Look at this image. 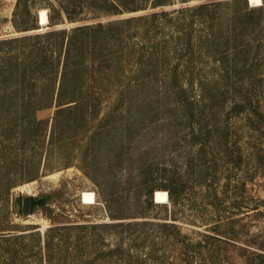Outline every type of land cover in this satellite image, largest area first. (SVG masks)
I'll use <instances>...</instances> for the list:
<instances>
[{
	"label": "trees",
	"instance_id": "1",
	"mask_svg": "<svg viewBox=\"0 0 264 264\" xmlns=\"http://www.w3.org/2000/svg\"><path fill=\"white\" fill-rule=\"evenodd\" d=\"M172 1H15L10 21L16 34L0 38V166L6 169L0 172V195L45 172L72 165L74 157L68 153L64 159L59 155L62 150L94 148L92 139L103 138L107 128L104 122L111 116H100L99 110L111 101L105 95L112 93L116 98L115 112L122 107L130 116L131 110L141 107L157 113L163 108L169 110L175 121L180 120L179 126L184 124L189 129L187 135L191 136L192 143L200 147L189 157L185 172L163 166L145 173L154 177L144 182L147 206L153 205L152 193L161 190L176 207L186 199V190L196 185L208 191L202 197L208 196L210 206L215 209L221 205L216 192L221 180L229 187L245 189L246 179L241 176L243 147L235 134V124L229 121L237 110L233 109L222 120L223 124H219L220 105L215 100L220 93L218 80L201 77L198 60L204 45L211 48L209 57L219 52L216 30L223 4L242 6L230 17L231 21L240 19V35L258 24L264 14V4L251 7L247 0H207L173 11L164 10ZM254 1L251 0L252 5ZM40 9L47 11L45 27L38 24ZM124 13L138 15L70 29L56 28L65 22L97 20ZM244 45L240 43L238 49ZM54 98L57 109L49 128V119H41L37 113L52 107ZM130 116L124 115L127 120ZM119 117L123 118V114L119 113ZM94 121L99 127L90 131ZM123 156L129 161L132 152L128 150ZM19 164L26 169L11 171L13 165ZM85 164L84 172L95 180L88 169L93 164ZM229 164L232 166L228 167ZM151 181L156 185L147 187ZM108 199L114 202V193L110 192ZM236 202L239 211L244 202L241 199ZM253 206V210L259 209V205ZM109 215L111 220L120 222L101 227L115 229L112 233L119 234V242L106 252H98L94 259L148 264L147 255L138 254L147 238L144 230H138L141 223L125 222L127 217L120 212ZM161 226L168 227L166 223ZM90 227L95 232L99 226ZM61 228L53 227L46 235L43 258L47 264L60 255V243H54V236H60ZM0 232V264H28L21 254L30 247L26 245L22 250L24 245H15L22 236ZM36 237L34 242L39 241ZM38 260L42 264L41 256Z\"/></svg>",
	"mask_w": 264,
	"mask_h": 264
},
{
	"label": "rangeland",
	"instance_id": "2",
	"mask_svg": "<svg viewBox=\"0 0 264 264\" xmlns=\"http://www.w3.org/2000/svg\"><path fill=\"white\" fill-rule=\"evenodd\" d=\"M15 1L0 0V38L16 34L10 21ZM206 1L182 3L173 0L164 10L173 11ZM254 4L252 7H258L264 1L255 0ZM241 8L240 5L227 4L219 8L216 30L219 52L215 57H209L211 48L204 45L198 60V72L201 77L218 80L220 93L215 100L220 105L219 124H223L233 109L237 110L229 121L235 124L234 133L243 147L241 176L246 179L245 189L229 187L221 180L216 191L221 205L215 209L210 206L208 196L202 197L208 191L196 185L186 190V199L176 207L169 203L167 193L161 190L152 193L153 205L147 206L144 182L154 180V177L145 173L163 166L185 172L189 157L200 147L192 143L191 136L187 135L189 129L184 124L179 126L180 120L175 121L169 110L163 108L157 113L141 107L131 110L130 116L125 107L115 112V93L106 94L105 99L110 96L111 101H107L99 113L100 116H111L104 122L107 128L103 138L92 139L94 145L91 147L94 148L87 150L86 146H81L73 151L62 150L59 155L64 159L68 153L74 157L72 165L45 172L37 179L17 184L0 195V231L22 236L15 245H24L22 250L26 245L30 247L21 254L28 264H40V256L41 263L47 264L43 258L44 243L53 227L62 228L58 231L60 236H54V243H60V255L54 256L51 264H120L114 259H94L98 252H106L119 242V234L112 233L115 229L101 227L120 222L110 219L111 212L123 214L127 217L125 222L141 223L138 230H144L147 238L138 254L147 255L148 264H264V213H257L264 212V206H261L264 205L261 202L264 200V14L258 24L240 35V19L237 17L231 21L230 17L235 9ZM138 14L65 22L56 28L70 29ZM46 25L41 24L42 27ZM240 43L245 44L242 49H238ZM56 109L54 98L52 107L38 111L37 116L49 119L50 128ZM124 115L130 118L127 120ZM97 123L93 122L90 131H96ZM128 150L132 157L125 161L123 155ZM88 162L93 164L88 169L95 180L83 170ZM16 165L11 171L26 169L25 165ZM3 169L0 166V172L6 170ZM154 183L151 181L147 187L156 185ZM110 192L116 197L114 202H109ZM24 197L45 200L25 214ZM239 199L244 204L237 211L234 203ZM255 204L259 209H252ZM163 223L168 227L161 226ZM91 225L99 227L94 232ZM50 233L53 234L54 230ZM36 236L38 242H34Z\"/></svg>",
	"mask_w": 264,
	"mask_h": 264
},
{
	"label": "water",
	"instance_id": "3",
	"mask_svg": "<svg viewBox=\"0 0 264 264\" xmlns=\"http://www.w3.org/2000/svg\"><path fill=\"white\" fill-rule=\"evenodd\" d=\"M249 6H251V3L249 0H247ZM38 24L40 27L41 26V20H40V13L38 12ZM45 199H42V198H37L35 199L34 197H24L23 198V212L25 214H28L29 212H32L33 211V208L35 205H40L42 204V202H44ZM30 201V207L28 208V202Z\"/></svg>",
	"mask_w": 264,
	"mask_h": 264
},
{
	"label": "bare ground",
	"instance_id": "4",
	"mask_svg": "<svg viewBox=\"0 0 264 264\" xmlns=\"http://www.w3.org/2000/svg\"><path fill=\"white\" fill-rule=\"evenodd\" d=\"M250 3H251V0H249ZM251 7H252V3H251ZM40 20H41V23L42 25H46L47 22H48V19H47V12L45 11V9H41L40 10ZM156 200V199H155Z\"/></svg>",
	"mask_w": 264,
	"mask_h": 264
},
{
	"label": "flooded vegetation",
	"instance_id": "5",
	"mask_svg": "<svg viewBox=\"0 0 264 264\" xmlns=\"http://www.w3.org/2000/svg\"><path fill=\"white\" fill-rule=\"evenodd\" d=\"M22 204H23V202H22ZM30 207V201L28 202V208Z\"/></svg>",
	"mask_w": 264,
	"mask_h": 264
}]
</instances>
